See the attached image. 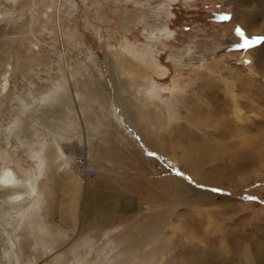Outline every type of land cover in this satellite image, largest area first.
Here are the masks:
<instances>
[{"label":"rangeland","instance_id":"rangeland-1","mask_svg":"<svg viewBox=\"0 0 264 264\" xmlns=\"http://www.w3.org/2000/svg\"><path fill=\"white\" fill-rule=\"evenodd\" d=\"M2 163L0 264H264V0H0Z\"/></svg>","mask_w":264,"mask_h":264},{"label":"bare ground","instance_id":"bare-ground-1","mask_svg":"<svg viewBox=\"0 0 264 264\" xmlns=\"http://www.w3.org/2000/svg\"><path fill=\"white\" fill-rule=\"evenodd\" d=\"M61 1V0H59ZM59 28V27H58ZM59 38V37H58ZM61 40V38H60ZM62 41V40H61ZM127 52V56H132L131 52L129 49L126 50ZM127 56H122V58H120L117 63L119 62V67L120 69L124 70L125 72V75L128 73L129 76L131 77L130 79H135V83H133V86H137L142 88L141 91L143 90V92H146L148 95L146 98H144V100L151 106H154L156 104V102L154 101V99L152 98L153 97V94H151V91L153 90V87H151L152 83L154 82V80L162 77L165 73L162 69H160L159 66L157 67H154L152 64H150L149 62V58L148 57H141V56H137V57H134V62L133 60ZM131 59V60H130ZM254 62V61H253ZM141 63V64H140ZM179 63V60H177V64L178 65ZM114 65V64H113ZM112 66V65H111ZM180 67V66H178ZM115 70V68H114ZM119 70V69H118ZM121 71V70H120ZM213 71V69H210L209 72ZM211 77V76H210ZM210 80V79H208ZM224 84H225V88L230 90V87H233V82H229L231 84H227L226 81H223ZM118 83V82H117ZM207 86L211 89L213 88V86L211 85L212 83L211 82H207L206 83ZM204 85V84H203ZM123 87V86H122ZM206 87V86H205ZM172 88L176 89V85H175V80L172 81ZM203 88V87H202ZM130 89V88H129ZM128 89V90H129ZM155 89V88H154ZM206 89V88H205ZM209 90V89H208ZM213 90V89H212ZM136 91V90H135ZM139 91V92H141ZM206 91V90H205ZM214 91V90H213ZM233 91V90H232ZM232 91H228V95L231 97V102H232V106H233V114L236 116L237 113L239 112V105L236 103V99L238 97V95H236L234 92ZM137 92V91H136ZM207 92V91H206ZM142 95V93H139ZM144 95V94H143ZM211 95V94H210ZM157 96V95H156ZM208 96V95H207ZM141 98V96H140ZM141 106V105H140ZM139 107V106H138ZM127 109V108H126ZM130 110V109H129ZM147 112V111H146ZM144 113V112H143ZM148 115V114H147ZM146 115V116H147ZM239 115V114H238ZM236 116L239 118V116ZM127 116V120L129 121V123L134 126L135 123L133 121V115L131 113H127L126 114ZM156 116V113L154 111H152L150 113V118L152 120L154 119H158L159 117H155ZM137 126V125H136ZM143 139V138H142ZM45 141V140H44ZM50 144V143H49ZM46 147V146H45ZM31 150V149H30ZM57 151H59V148L57 149ZM60 152V151H59ZM3 154V152H1ZM31 154H32V151H31ZM40 154H45L43 157L42 155ZM55 158L56 159H61V152L60 153H52L50 154L47 150L41 148L40 151H35L34 150V157H31L32 159L35 160V163H36V166L37 168H39L43 163H44V160L43 158H45L46 160L49 161V165H51V162H52V158ZM2 157H4V155H2ZM2 159V158H1ZM184 161L186 160L185 158H183ZM187 162V161H186ZM54 161H53V165H54ZM48 165V166H49ZM52 165V166H53ZM2 167V168H1ZM47 167V165H46ZM0 188L2 190H10V191H14V189H17L19 188L20 186H22V184H24V182H28L27 181V176H26V179L25 180H22V179H18L16 178L15 174L13 172H11L10 170H7L5 168H8L7 166L3 165V163L1 164L0 166ZM9 169V168H8ZM50 169V168H49ZM53 169V168H52ZM51 170V169H50ZM37 173H35L36 175ZM82 174V172H81ZM44 176V175H43ZM46 176V175H45ZM42 178V176L40 177ZM28 180L30 182V184L27 185V187L24 189V194L26 196H31L33 194L34 196V201L32 204H37L39 203V200L42 199V193L40 191H38V186H37V181H36V178L32 177V176H29L28 177ZM79 181V180H78ZM81 180L78 182L77 186H75V188L73 189V192L74 193H78L79 190H80V186H81ZM19 198H22L20 194L16 195V196H12L11 199V202H17L18 200H20ZM24 202V200H23ZM14 206V205H13ZM73 206V205H72ZM33 207V206H32ZM39 214V213H38ZM22 217V216H21ZM29 223V222H28ZM32 223V222H31ZM30 223V224H31ZM34 231V230H33ZM50 231V230H49ZM59 231V230H57ZM63 232V231H62ZM61 232V233H62ZM55 233H58V232H55ZM67 233V232H66ZM65 233V234H66ZM44 234V233H43ZM42 235V234H41ZM49 235V233H48ZM51 235L53 236H56L53 234V231L51 232ZM35 237V235H34ZM39 238V237H38ZM42 238V237H40ZM45 238V237H44ZM45 240V239H44ZM43 241V240H42ZM35 242V241H34ZM38 242V241H37ZM10 243V242H9ZM14 244V242H13ZM49 244V243H48ZM47 244V245H48ZM13 246V245H12ZM10 248V247H9ZM46 248V247H45ZM10 250V249H9ZM11 251V250H10ZM10 251H8V249L6 251H4L5 255L6 256H9L10 255ZM44 253V252H43ZM233 253V252H232ZM11 256V255H10ZM9 256V257H10ZM129 263V262H128ZM31 264H35V261L31 262ZM89 264V263H88ZM130 264V263H129Z\"/></svg>","mask_w":264,"mask_h":264},{"label":"snow or ice","instance_id":"snow-or-ice-1","mask_svg":"<svg viewBox=\"0 0 264 264\" xmlns=\"http://www.w3.org/2000/svg\"><path fill=\"white\" fill-rule=\"evenodd\" d=\"M223 19H228V17L227 16H224V17H222ZM237 32L240 34V35H243V33L240 31V29H237ZM248 44V41L247 40H245V42H244V44L243 45H239V47H244V46H246ZM249 61H245V63H248Z\"/></svg>","mask_w":264,"mask_h":264},{"label":"built area","instance_id":"built-area-1","mask_svg":"<svg viewBox=\"0 0 264 264\" xmlns=\"http://www.w3.org/2000/svg\"><path fill=\"white\" fill-rule=\"evenodd\" d=\"M85 174H86L85 175L86 178H89V177H91L93 175L91 170H87Z\"/></svg>","mask_w":264,"mask_h":264}]
</instances>
